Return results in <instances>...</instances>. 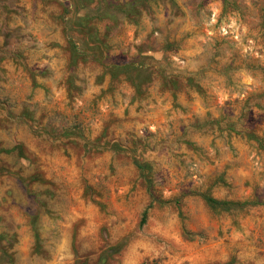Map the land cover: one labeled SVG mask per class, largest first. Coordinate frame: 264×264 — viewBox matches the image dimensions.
Listing matches in <instances>:
<instances>
[{"label": "rangeland", "instance_id": "1", "mask_svg": "<svg viewBox=\"0 0 264 264\" xmlns=\"http://www.w3.org/2000/svg\"><path fill=\"white\" fill-rule=\"evenodd\" d=\"M0 264H264V0H0Z\"/></svg>", "mask_w": 264, "mask_h": 264}, {"label": "trees", "instance_id": "2", "mask_svg": "<svg viewBox=\"0 0 264 264\" xmlns=\"http://www.w3.org/2000/svg\"><path fill=\"white\" fill-rule=\"evenodd\" d=\"M205 201L212 207L230 206L233 204L228 202H218L210 197H205ZM143 216H145V213Z\"/></svg>", "mask_w": 264, "mask_h": 264}]
</instances>
